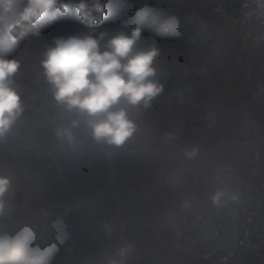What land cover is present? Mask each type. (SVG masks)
I'll return each mask as SVG.
<instances>
[{
	"label": "rangeland",
	"instance_id": "374dc122",
	"mask_svg": "<svg viewBox=\"0 0 264 264\" xmlns=\"http://www.w3.org/2000/svg\"><path fill=\"white\" fill-rule=\"evenodd\" d=\"M25 2L14 0L0 18V57L20 64L11 79L23 107L0 140V174L12 178L0 264H111L129 245L124 264H210L173 247L180 225L203 209L206 177L226 163L244 177L264 171V56L239 34L241 0H102L108 20L92 33H107L101 51L139 15L153 27L136 48L158 51L151 79L161 91L149 106L129 108L136 130L118 147L95 142L44 76L56 38L91 32L79 0H64L74 2L68 14L13 44L2 30ZM66 127L72 145L57 135Z\"/></svg>",
	"mask_w": 264,
	"mask_h": 264
},
{
	"label": "clouds",
	"instance_id": "9594fccd",
	"mask_svg": "<svg viewBox=\"0 0 264 264\" xmlns=\"http://www.w3.org/2000/svg\"><path fill=\"white\" fill-rule=\"evenodd\" d=\"M13 2L0 0V9L3 10L0 18L11 9ZM50 10H53V15L45 21ZM69 12V4L64 0H26L18 13L19 18L5 25L2 34L15 44L29 35L42 34L45 23ZM76 12L91 32L83 36L56 38L54 46L44 53V76L55 102L68 112L74 111L81 118H86L87 128L95 142L118 147L136 130L129 108L149 106L161 91V87L151 79L158 51L155 47L136 48L141 38L138 27L130 34L122 30L112 36L101 51V41L107 33L102 31L98 37L92 33L107 16L106 4L102 0H79ZM19 68L18 61L0 57V140L10 132L23 112L20 95L11 79ZM122 103L124 106H120ZM77 125L78 121L74 120L72 127ZM57 135L70 145L75 143L70 128L57 129ZM197 151L193 148L186 155L193 158ZM11 184V177L0 174V209H3L4 197ZM224 196V191L217 190L212 196L213 203L219 205ZM232 199L237 197L233 195ZM130 247L120 248L118 255L121 259L113 260L111 264H124Z\"/></svg>",
	"mask_w": 264,
	"mask_h": 264
},
{
	"label": "built area",
	"instance_id": "2783aa9c",
	"mask_svg": "<svg viewBox=\"0 0 264 264\" xmlns=\"http://www.w3.org/2000/svg\"><path fill=\"white\" fill-rule=\"evenodd\" d=\"M238 24L253 54L264 56V0H241ZM217 190L225 192L219 205L212 201ZM173 243L210 264H264V171L244 177L226 163L222 174L207 176L203 209L180 225Z\"/></svg>",
	"mask_w": 264,
	"mask_h": 264
},
{
	"label": "trees",
	"instance_id": "16d2710c",
	"mask_svg": "<svg viewBox=\"0 0 264 264\" xmlns=\"http://www.w3.org/2000/svg\"><path fill=\"white\" fill-rule=\"evenodd\" d=\"M114 1V0H112ZM74 5V2L72 4H70V9L72 8L71 6ZM112 5V3H111ZM139 15V14H138ZM108 20L107 17H105L103 19V22ZM140 15L136 16L134 19L131 20L130 24H128V28H121L124 32H131L132 29L134 28H140L141 29V33H149L152 32L151 28L153 27V25H149L147 22L144 23H140Z\"/></svg>",
	"mask_w": 264,
	"mask_h": 264
}]
</instances>
